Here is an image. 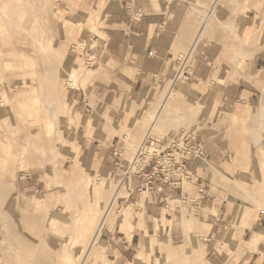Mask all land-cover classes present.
<instances>
[{
	"label": "rangeland",
	"instance_id": "1",
	"mask_svg": "<svg viewBox=\"0 0 264 264\" xmlns=\"http://www.w3.org/2000/svg\"><path fill=\"white\" fill-rule=\"evenodd\" d=\"M201 2L202 8L180 28L171 77L148 100L147 105L155 108L171 89V97L177 102L167 107L169 121L162 123L164 114L152 130L150 118L133 121L125 133H119L123 153L122 158H117L116 172L108 177L90 175L81 163L82 179L73 180L70 168L78 164L81 142L94 133H67L65 115H69L73 100L67 99V93L72 91L66 86L77 84L76 70L79 74L84 70L70 56L69 48L84 26L98 31V16L91 14L89 24H82L68 17L58 0H0V264H135L139 254L143 261L140 264H160L154 257L158 243L153 237L136 243L140 253L132 263L128 261L131 254L122 257L110 246V235L114 236L117 229L125 234L132 232L137 215L143 211L142 203L128 193L125 179L138 176V192L148 197L154 187L159 189L160 182L173 185L174 177L181 176L184 189L192 197L196 187L188 161L194 159H203L207 170L212 171V181L223 186L218 201L233 195L249 205V210L263 207L260 185L264 181V98L242 113L224 112L216 124L217 118L203 119V98L187 89L184 76L176 83L174 78L179 66L177 57L190 50V62L199 52L215 53L219 67L230 77L240 74L251 60L264 59L261 27L252 29L250 36H242L236 24L249 11H264V0H228L221 7L217 5L218 18L208 20L196 46L190 49L213 0ZM236 32L242 40L234 39ZM88 72L80 79L82 86H86ZM52 105L58 109L54 126ZM206 128L226 136L228 151L222 166L206 159L201 133ZM147 135L143 155L132 168L136 150ZM172 135L181 139L174 146V156L185 165L177 168L176 163L174 173L162 179L159 170H153L154 154L169 144ZM197 143L202 155H180L178 147ZM236 167L242 170L239 175ZM25 172H31L39 190L28 189ZM240 176L253 183L250 191L240 184ZM106 211L101 234L96 235ZM125 213L128 225L124 227L120 219ZM95 235L96 242H92ZM105 235L106 241L101 243Z\"/></svg>",
	"mask_w": 264,
	"mask_h": 264
},
{
	"label": "crops",
	"instance_id": "2",
	"mask_svg": "<svg viewBox=\"0 0 264 264\" xmlns=\"http://www.w3.org/2000/svg\"><path fill=\"white\" fill-rule=\"evenodd\" d=\"M201 1L58 0V6L66 15L82 24L88 23L91 14L98 16V31L84 26L69 48L70 56L79 61L84 70H80L81 74L76 70L77 84L66 86L72 91L67 93V99L73 100L69 115H65L67 133H94L92 138L86 136L81 142L78 164L70 168L73 180L82 179L81 163L90 175L108 177L116 172L117 158H122L123 153L119 133H125L133 121L149 118L151 127L161 114L163 101L177 102L170 96V89L161 105L155 108L147 105L171 77L176 56L174 45L180 28L192 13L202 8ZM226 1L213 0L190 49L193 44L196 46L208 20L218 18L217 5L221 7ZM236 24L242 36L261 27L264 39V11H249L237 19ZM233 37L242 40L237 32ZM92 57L95 64L88 66L87 58ZM217 57L213 52L196 54L185 80L187 89L203 98V119L217 118L216 124L224 112L242 113L264 98V59L251 60L240 74L230 77L219 67ZM87 70L89 79L86 86H82L80 79ZM52 111L54 126L58 109L52 105ZM168 121L167 111L162 123ZM201 133L206 159L215 166H222L228 151L224 142L226 136L213 128ZM262 139L264 150V135ZM259 165L263 166L262 162ZM188 167L196 187L192 197L184 189L181 176L174 177L173 185L160 182L159 189L154 187L148 197H141L138 192V176L130 175L125 179L128 193L142 203L143 211L141 216L137 215L132 232L125 234L117 229L114 236L110 235V246L122 257L131 254L129 263L140 253L136 245L153 237L158 243L154 257H158L160 264H264V181L260 185L263 207L249 210V205L233 195L217 200L223 186L212 181V171L207 170L203 159L188 161ZM235 169L238 175L242 172L239 167ZM24 176L28 179V189L39 190V183L34 181L31 172H25ZM237 179L250 191L253 186L250 180L241 176ZM120 222L124 227L128 225V213ZM104 241L106 235L101 243ZM141 262L142 254H139L135 264Z\"/></svg>",
	"mask_w": 264,
	"mask_h": 264
},
{
	"label": "built area",
	"instance_id": "3",
	"mask_svg": "<svg viewBox=\"0 0 264 264\" xmlns=\"http://www.w3.org/2000/svg\"><path fill=\"white\" fill-rule=\"evenodd\" d=\"M190 56H191V50L183 57H177V60L179 61V66L174 78L175 81L174 83H176L182 75L185 78L184 81L188 79V74L191 67ZM93 64H95V59L93 57L87 58V65L92 66ZM148 136L149 135L145 137L144 141L142 142L143 144H141L138 150L136 151L132 161V168L139 162V159H141L142 157L141 155H143L142 151L144 145L146 144V139L148 138ZM168 143L169 144L166 145L165 148L161 151V152L164 151L163 154L160 155L161 152L159 154H154L155 165L153 166L154 167L153 170L154 172L159 170L162 179H167L174 173V166H176V163H178L177 168H181L185 165L183 160H177L174 156V146L179 145L181 143L180 137L178 136L176 137L175 135H172L170 136ZM178 149L180 150V155H185L186 153L194 156L203 154V152L200 149L199 143L190 145L189 147L180 146L178 147ZM143 166L140 168H143Z\"/></svg>",
	"mask_w": 264,
	"mask_h": 264
},
{
	"label": "bare ground",
	"instance_id": "4",
	"mask_svg": "<svg viewBox=\"0 0 264 264\" xmlns=\"http://www.w3.org/2000/svg\"><path fill=\"white\" fill-rule=\"evenodd\" d=\"M2 10V9H1ZM23 12V11H22ZM213 12V11H212ZM0 13H2L1 11H0ZM6 13V12H5ZM5 13H3V14H5ZM3 16V15H2ZM21 16V15H20ZM1 17V16H0ZM9 17V16H8ZM22 17V16H21ZM1 19V18H0ZM21 19V18H20ZM40 22V21H39ZM38 24V23H37ZM6 25V24H5ZM34 27V26H33ZM41 27V26H40ZM37 28H39V27H37ZM42 32V31H41ZM200 32V31H199ZM45 36V35H44ZM197 38V37H196ZM42 39V38H41ZM40 40V39H39ZM194 45V44H193ZM43 48H44V46H43ZM1 64V63H0ZM72 76V75H71ZM75 76V75H74ZM73 76V77H74ZM170 95V94H169ZM171 96V95H170ZM171 99V98H170ZM160 105H161V103H160ZM171 105V102L169 103L168 101L167 102H162V105H161V107H160V109L159 110H161L160 112H161V114L159 115V117H158V119H162V117H163V115L166 113V110H167V107L168 106H170ZM157 111V110H156ZM155 111V112H156ZM155 114V113H154ZM158 119H156L155 118V122H153V123H151V127H150V129L152 130V128H155V125H156V123H157V120ZM159 122V121H158ZM150 131V130H149ZM142 148V147H141ZM140 148V149H141ZM138 150V149H137ZM136 150V151H137ZM108 210H109V208H108ZM107 213H108V211H106ZM104 215H107V214H104ZM107 217V216H106ZM104 221H105V216H104V218L100 221V223L98 224V232H96V235L101 231V227H102V224L104 223ZM96 227V226H95ZM99 234H101V232L99 233ZM96 235L94 236V238L92 237V242H96V240L95 239H97L96 238ZM91 239V238H90ZM91 242V243H92ZM88 244V243H87ZM94 244V243H93ZM90 248H92V245H91V247H89L88 248V250H90ZM87 252H89V251H87ZM85 259V258H84ZM83 262V261H82Z\"/></svg>",
	"mask_w": 264,
	"mask_h": 264
}]
</instances>
